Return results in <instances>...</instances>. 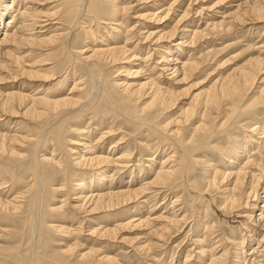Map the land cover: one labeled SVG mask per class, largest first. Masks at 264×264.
<instances>
[{"label": "bare ground", "instance_id": "bare-ground-1", "mask_svg": "<svg viewBox=\"0 0 264 264\" xmlns=\"http://www.w3.org/2000/svg\"><path fill=\"white\" fill-rule=\"evenodd\" d=\"M160 1L147 5L152 13L135 15L142 20L137 30L125 24L131 0H0V264H120L95 246L97 239L129 243L142 261L156 258L189 219L193 224L187 233L205 231L203 239L192 240L198 246L187 252L185 264H256L252 256L264 257V126L259 121L264 113V40L241 51L258 46L259 55L235 64L207 89L195 92L201 82L191 83L215 51L201 53L200 42L208 35L239 38L238 28L264 30V0H235V6L234 0L217 1L210 10L220 4V9L234 7L201 30L192 26L196 16H189L203 14L205 7L198 10L190 0L169 30L164 23L163 30H147V20L174 19L177 4L185 0H173L159 14L154 7ZM144 40L157 47L151 45L154 53L150 47L139 58ZM108 65L125 78L109 84ZM70 83L69 91L62 90ZM103 124L108 129L93 143L90 135ZM244 130L257 138L247 135L251 148L239 144ZM105 142L110 151L97 150ZM213 153L229 168L212 164ZM73 169H80L81 176L72 173L48 185L49 178ZM122 171L131 180L122 184V173L113 182ZM152 172L151 179L142 178ZM168 190L174 200L164 208L171 203L173 212L153 216L151 209L145 218L138 217L141 212L133 215L159 193H165V200ZM118 209L130 213L127 222L92 225L95 216L116 215ZM201 213L216 218L201 222ZM57 217L63 223H56ZM236 219H243L237 226L246 230L239 241L217 232ZM141 228L144 239L122 234ZM223 240L230 246L218 251ZM194 251L198 260L191 262ZM230 254L235 262L229 261Z\"/></svg>", "mask_w": 264, "mask_h": 264}, {"label": "rangeland", "instance_id": "rangeland-1", "mask_svg": "<svg viewBox=\"0 0 264 264\" xmlns=\"http://www.w3.org/2000/svg\"><path fill=\"white\" fill-rule=\"evenodd\" d=\"M124 1H130V0H124ZM143 2H141V1H138V0H131V6L133 7L132 9H131V11H130V16H128L127 17V20H126V25L128 26V28L129 29H131L132 28V26L133 27H135V28H137V30L139 29V26H140V23L141 22H138V20L139 21H142V20H140V19H138V17H136L135 15H139L140 13H152V11L153 10H150L149 11V9H147L148 8V6H150L151 5V3H152V1H154V0H142ZM146 1V2H145ZM168 1V2H167ZM173 0H163V1H160V2H158L157 3V5L154 7V9H156V12L158 11V12H160L159 14H161V11L163 12V10L165 9V7H167V6H169L170 5V2H172ZM204 1V2H203ZM212 1V2H211ZM217 1H220V0H194L193 2V6L194 7H198V10H201L202 8H204L205 10V12L203 11V14H199V13H196L195 11H193L192 13H191V15L189 16V18L191 19H193L195 16H196V22L194 23V24H192V26L193 27H195V26H197L200 30L201 29H204L206 26H207V24L208 23H211L212 22V20L214 19H216V20H218V19H222V16H223V12L225 11V10H228V9H230V8H232V7H234L238 2H236L235 0V2H232V3H234V6H230L229 4H225L224 5V7L226 6V9H220L219 7H221V4L220 5H218L219 7H214V8H212L211 10L209 9V8H211V6H214V3H216ZM137 2V3H136ZM151 2V3H150ZM165 2V3H164ZM167 2V3H166ZM190 3V0H185L184 2H182L181 3V5L180 4H177V6H176V15L174 16L173 15V17H174V19L173 18H171L170 19V17H168L167 19H165V21L163 22H161V21H150V20H147V30L148 29H153V30H163V28H162V26H164V24H165V26H164V28H166V30H169L170 29V27H172L174 24H175V22L179 19V15H181V14H183V10L188 6V4ZM134 4H136V5H133ZM162 4H165L164 5V7L162 8H160V9H157V6H158V8L162 5ZM199 4V5H198ZM202 6H201V5ZM148 5V6H147ZM233 5V4H232ZM144 6V7H143ZM209 6V7H208ZM229 6V7H228ZM200 8V9H199ZM135 9V10H134ZM209 9V10H208ZM139 10V11H138ZM214 10V11H213ZM218 12V13H216V11ZM222 10V11H221ZM148 11V12H147ZM220 11V12H219ZM137 12V13H136ZM198 14V15H196V14ZM210 13V14H209ZM179 14V15H178ZM178 15V16H177ZM136 18H135V17ZM171 17H172V15H170ZM194 16V17H193ZM201 16V17H200ZM218 16H219V18H218ZM9 17V16H8ZM200 17V18H199ZM204 17V18H203ZM6 20H7V18H6ZM6 20H3L4 22L6 21ZM170 20V21H169ZM172 20H173V22H172ZM205 20V21H204ZM199 21H201V22H199ZM161 23V24H160ZM164 23V24H163ZM197 23V24H196ZM203 23V24H202ZM154 24V25H153ZM167 24V25H166ZM141 27V26H140ZM150 27V28H149ZM169 27V28H168ZM193 27H190V28H193ZM251 27L252 26H249V27H245V28H238V30H237V32L236 33H239L238 35H236V36H241V37H239V38H236V37H234V36H229V38L227 37V38H224V39H222V36H218V37H216V36H212V35H208L202 42H200V44L202 43V45L199 47V50L201 51V53H203V52H208V51H211V50H215L214 52H213V56L211 57V60L212 61H210L209 63H206L204 66V68L202 69V71L197 75V76H195V79L194 80H192V82L191 83H193V84H195V83H199V82H201V85H199V87H197V89H195L194 91L195 92H198V91H200V90H205V89H207L208 87H209V85H210V82H212V81H214V80H216L218 77H220V76H224V75H226V73L231 69V68H233L234 66H235V64H239V62L241 63V62H243L245 59H248V58H250V57H252V56H257V55H259V53L258 52H255V51H257V47H256V49H255V51H251V52H248V53H241V51H243V48L244 47H246V46H248L249 44H253V43H257L258 45H262V41L264 40V30H263V28H261V26H254V29L253 30H251L250 31V29H251ZM260 27V28H259ZM158 28V29H157ZM146 29H144V30H142L143 32L144 31H146ZM206 29V28H205ZM259 29V30H258ZM242 30V31H241ZM107 31H109V29L107 30ZM141 31V32H142ZM245 31V32H244ZM257 31V33H255ZM260 31V32H259ZM249 32V33H248ZM242 36H244V37H242ZM209 37V38H208ZM104 38H105V35H104ZM121 38H122V36H121ZM121 38L120 39H118V41H120L121 40ZM215 38V39H214ZM263 38V39H262ZM136 38H134V39H132L131 40V43L130 44H132V43H134V40H135ZM208 39V40H207ZM238 39H241L242 41L241 42H243V43H241L240 45H235V46H232V47H227L226 45L227 44H230V43H233V42H237L238 41ZM206 40V41H205ZM261 40V41H260ZM133 41V42H132ZM145 41V40H144ZM141 41L140 42V45H142L141 47H142V49H141V51L140 50H137V53H138V55H139V58L141 57H145L144 55H145V53L150 49V47H151V45H152V47H154V48H156L157 46H155V42L154 41H152V42H148V41ZM170 41V40H169ZM211 41V42H210ZM168 41L166 40V41H164V42H162V45H166V43H167ZM204 42V43H203ZM165 43V44H164ZM173 43V42H172ZM207 43V44H206ZM150 44V45H149ZM209 44V45H208ZM204 45V46H203ZM203 46V47H202ZM212 46V47H211ZM151 47V48H152ZM208 49H207V48ZM145 48V49H144ZM147 48V49H146ZM154 48H152V49H150L152 52L154 51ZM164 48V47H163ZM162 47L160 48L161 50V52H166L165 51V48L163 49ZM203 48V49H202ZM222 48H224L223 49V51H220V49H222ZM144 49V50H143ZM163 50V51H162ZM141 52V53H140ZM212 52V51H211ZM154 53V52H153ZM160 54L161 53H158V54H156V56H153L154 58L155 57H159L160 56ZM238 54H240V58L239 59H236V60H232V61H228V62H225L227 59H229V58H232L233 56H236V55H238ZM137 62V63H136ZM140 62V60L138 59V60H135L134 61V63L133 64H135L134 66H138V63ZM150 62H152V59L150 60ZM137 67H135L134 69H136ZM106 71H107V74H108V78H109V80H108V83L109 84H111L112 82H114V80L113 79H121V78H125V75L126 74H124V72H119V71H117V69L116 68H113L112 69V66L111 65H108V66H106ZM148 72V71H147ZM150 72V71H149ZM149 72L147 73V74H149ZM156 72V71H155ZM61 74L59 73L58 75H56L55 77H57V78H59V79H57L56 81H54L53 83H55V84H57L60 80H61V78L60 77H58V76H60ZM144 75H145V73H144ZM78 76H80V75H78ZM145 76H147V75H145ZM130 78H134L133 76L131 77L130 76ZM139 78H141V77H139ZM146 78V77H145ZM190 83V84H191ZM66 86V87H65ZM64 86V88L62 89V90H66L67 88H68V91H69V87H71V83H70V85L69 84H67V85H65ZM187 87V86H186ZM186 98H188V96L186 97ZM190 98V97H189ZM189 98L188 99H185L184 101H187V103H185L184 104V106L185 107H188L189 106ZM196 108V106L194 105L193 106V109H195ZM196 113H198V110H197V112ZM196 119H194V121H195ZM110 121V120H109ZM193 121V122H194ZM259 121H260V124H262L263 126H264V113L263 114H261V116H260V119H259ZM89 121H88V119H84V126L85 127H87V123H88ZM192 122V123H193ZM191 122H190V124H192ZM97 124V123H96ZM96 124H94V125H96ZM1 125V124H0ZM12 126V128H13V126L14 125H11ZM83 126V125H82ZM186 127H188V129H190L191 128V125H189V123H188V125H186ZM100 128H102V129H99L97 132L94 130V132H93V134H91L90 136L93 138V136L95 137V138H93L94 140H93V143H95L96 141H97V139H98V136H100V132L101 131H106L107 129H108V125L107 124H103V125H101L100 126ZM123 129H126V128H123ZM245 133H247V134H245ZM247 135H251V133H249V132H246L245 130L244 131H240V134H239V137H238V139H239V144L240 145H243V146H247L248 148H251V147H253L254 146V144H251V141L249 140V138L247 137ZM117 136V135H116ZM115 136V137H116ZM251 136H253V138H255L256 140H257V138L254 136V135H251ZM74 138H77V137H73V139ZM70 139V138H69ZM96 140V141H95ZM123 142V141H122ZM127 143H130L128 146L129 147H133L134 146V144H135V142L134 141H127ZM127 143H126V145H127ZM109 143L108 142H105V144L103 143V144H99L98 146H99V148H98V146H97V150H102L103 151V148H104V150L106 149V152H108V150L110 151V147H109V145H108ZM152 144H155V142H152ZM102 145L104 146V147H102ZM48 150V149H47ZM47 152H49V151H47ZM117 152V151H116ZM115 152V153H116ZM153 152V151H152ZM162 152V151H161ZM160 151H158L156 154H155V156H158L159 155V153H161ZM167 152H169V151H167ZM161 155V154H160ZM164 155V154H163ZM209 157H210V160L212 161V164H214V165H216L217 166V168L219 169V170H222V169H224V170H226V167L227 168H229L228 166H225L222 162H221V160H220V156H219V154H217V153H213L212 155H210L209 154ZM158 161H160V158H158ZM157 161V162H158ZM227 163V162H226ZM148 168H145V170H147ZM80 169H73V171H69V172H67L65 175H63V174H59V175H57V176H53V177H51V178H49L48 179V185H56V184H58L59 182H61L64 178H69L70 177V174H76L77 176H81L80 175ZM123 173V171L119 174V175H117L116 177L114 176V178H113V182H116V181H118L121 177H119L121 174ZM199 173H201V170L199 171ZM153 174V172L149 175L148 174V176H147V174H145L144 175V177H142V178H147V179H149L150 178V176ZM87 175L88 174H86V177L85 178H87ZM128 175V176H127ZM75 177V179H79V177ZM122 176H124V178H125V180H124V182H122V184H125V182H127V181H130L131 180V178H129V172H125V173H123V175ZM137 177V176H136ZM153 177V175L151 176V178ZM142 178H140V180L142 179ZM150 178V179H151ZM88 179H90V178H88ZM146 179V180H147ZM86 182H87V180H86ZM76 183H79V181H76V182H74L73 184H76ZM77 185V184H76ZM75 185V188L77 187ZM48 188H52V186H48ZM163 190H166V189H163ZM77 191H79V190H75V191H73V192H77ZM166 192V195H167V198L164 200L163 198L165 197L164 195H165V193H159L158 194V196H157V199L156 200H154V201H152V199L151 200H149V202H147L148 203V206H146L147 205V203L146 204H142L140 207H141V209H142V211L141 210H139V211H137L136 213H133V215H137V214H139L140 212L142 213H140L139 214V216L138 217H140V216H142V218H145L146 217V215L150 212V210L152 209V215L153 216H156V215H158V214H160V213H162V212H167V213H171V203L170 204H168L169 206L167 207V208H164L165 207V205L167 204V203H169V201L170 200H174V198H173V194H171V192H170V190H168V191H165ZM168 194H170V195H168ZM180 194V193H179ZM75 197V196H74ZM261 201H263V200H261ZM151 202V203H150ZM260 204H262V202H260ZM136 205H135V203L134 204H132L131 205V207H135ZM171 206V207H170ZM144 207V208H143ZM151 207V208H150ZM198 207V209L200 208L199 206H197ZM149 208V209H148ZM177 209V208H176ZM189 206H188V209H187V211L189 212ZM149 210V211H148ZM165 210V211H164ZM167 210V211H166ZM144 211V212H143ZM174 211V210H173ZM172 211V212H173ZM116 212V215L114 214V213H112V215H108V214H104V215H102V217H101V215H99V216H95V219L93 220L92 219V221H93V223H92V225H96V227H102V226H107V227H112V226H114L115 224H119V223H123V222H127L129 219H130V213H128L127 211H125V209H118L117 211H115ZM146 213V214H145ZM154 213V214H153ZM190 213V212H189ZM145 216H144V215ZM84 215V214H83ZM79 216V215H78ZM77 216V217H78ZM129 216V217H128ZM152 216V217H153ZM102 219H101V218ZM60 218V217H59ZM63 218H65V217H63ZM200 218H201V222H206V221H208V220H211V219H214L215 220V218H216V216H214V217H210L209 219H207V217H204V213H201V215H200ZM56 219H58V217L56 218ZM63 219H58V221H60V222H57L56 221V223H63V221H62ZM108 220V221H107ZM190 220V221H189ZM188 220V222L186 223V225H184L183 227H184V229L182 228L181 230L182 231H178V232H176L174 235H173V237L171 238V240H169L168 242H165V245L162 247V249L160 248V249H158L157 250V252L155 253V255H157L156 256V258H152V257H149L148 259H146V260H143V261H147V263L148 264H157V261L156 260H158V259H160L162 262H160V264H170V262H172V260H173V264H185V255H187L188 253L187 252H189V250H194V248L195 247H197L196 246V244L195 243H193V241L192 240H194V242L196 241L195 239H198V238H202L203 239V234H204V232L203 231H205V230H202V228H197L196 229V231H194L193 230V232L192 231H190V232H188L187 233V231L190 229V227H191V225L193 224V222H191L192 220L191 219H189ZM239 220L240 221H243V219L241 220V219H236V220H234L233 221V223L234 224H226V225H220L219 227H217V228H219L218 229V233H226V237H231V238H235V239H238L237 241H239L240 239H241V236L243 235V233H245V231L246 230H244V229H242L243 227H241V226H237V221L239 222ZM77 220H75L73 223H75ZM87 221V220H86ZM85 221V222H86ZM89 221V220H88ZM95 221V222H94ZM101 221V222H100ZM104 221V222H103ZM72 222V221H71ZM98 224H97V223ZM191 222V223H190ZM222 222V221H221ZM224 222V221H223ZM87 225V224H86ZM250 225V224H249ZM88 226V225H87ZM235 226H237V227H235ZM233 228H236V229H233ZM145 228H141V229H138V230H133V229H130V230H128V231H126V232H123L122 234H124V237H128V238H133V237H135V238H137V237H140V239H144V237H145V231L146 230H144ZM140 231V232H139ZM126 233V234H125ZM193 233V234H192ZM217 233V234H218ZM85 234H88V232H86ZM187 234V235H186ZM48 237H49V239H51L52 237H54V236H52L50 233H47L46 234ZM216 235V233L215 234H212L211 235V237L210 238H213L214 236ZM256 236V235H255ZM142 237V238H141ZM85 239L84 240H86V238H88V236L87 235H85V237H84ZM192 238H194V239H192ZM173 239V240H172ZM218 239V238H217ZM216 239V240H217ZM96 243H95V246L98 248V249H102V250H104V252H105V254H107V255H110V256H113V257H115V258H117L119 261H120V264H142L143 263V261H142V259H140V258H138V256L135 254V252H134V250H133V248L132 247H130V245H129V243H124L123 244V242L122 241H117V242H110V243H106L103 239H97L96 241H95ZM172 242V243H171ZM213 242V241H212ZM112 243V244H111ZM160 243H164L163 241L162 242H160ZM107 244V245H106ZM124 246H123V245ZM217 246H219V243L218 244H216ZM230 246V244L228 243V241H225V240H223V244L222 245H220L219 247H218V251L219 250H221L222 248H226V247H229ZM254 246H255V244H254ZM165 248V249H164ZM168 248V249H167ZM173 248H175V249H173ZM167 249V250H166ZM197 249V248H196ZM166 251V252H165ZM196 251V250H195ZM193 252V255H192V257L190 258V260H192L191 262H194L195 260H198L197 258H196V252ZM222 251H220V253H221ZM124 255H129L130 256V260L128 259V258H125L124 257ZM161 258H163V259H161ZM253 258L254 259H257V260H255V261H257L256 262V264H264L263 262H264V257H262V256H259V257H255V256H252V259L251 260H253ZM260 258V259H259ZM231 259H233L232 261H230ZM235 257L233 258V256H232V254H230V258H229V261L230 262H235ZM159 261V260H158ZM169 261V262H168ZM250 262V261H249ZM230 264H232V263H230Z\"/></svg>", "mask_w": 264, "mask_h": 264}]
</instances>
